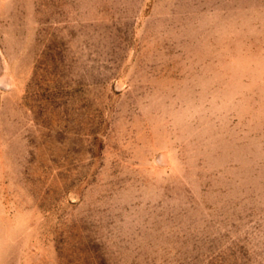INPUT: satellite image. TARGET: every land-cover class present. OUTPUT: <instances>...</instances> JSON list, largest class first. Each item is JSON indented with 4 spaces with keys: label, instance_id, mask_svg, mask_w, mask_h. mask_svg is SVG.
Segmentation results:
<instances>
[{
    "label": "rangeland",
    "instance_id": "1",
    "mask_svg": "<svg viewBox=\"0 0 264 264\" xmlns=\"http://www.w3.org/2000/svg\"><path fill=\"white\" fill-rule=\"evenodd\" d=\"M0 264H264V0H0Z\"/></svg>",
    "mask_w": 264,
    "mask_h": 264
}]
</instances>
